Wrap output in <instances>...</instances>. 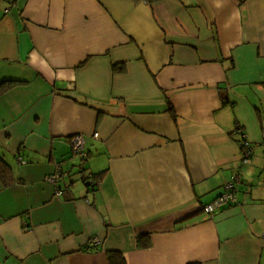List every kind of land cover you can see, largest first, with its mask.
Listing matches in <instances>:
<instances>
[{
	"label": "crops",
	"instance_id": "1",
	"mask_svg": "<svg viewBox=\"0 0 264 264\" xmlns=\"http://www.w3.org/2000/svg\"><path fill=\"white\" fill-rule=\"evenodd\" d=\"M5 80L0 264H264V0H0Z\"/></svg>",
	"mask_w": 264,
	"mask_h": 264
},
{
	"label": "built area",
	"instance_id": "2",
	"mask_svg": "<svg viewBox=\"0 0 264 264\" xmlns=\"http://www.w3.org/2000/svg\"><path fill=\"white\" fill-rule=\"evenodd\" d=\"M93 136H97L96 133L93 134ZM240 154H241V164H246L251 156L252 148L249 143V141L246 138V135L244 133H241L240 135ZM69 142L72 147V151L75 155L79 157H84V136L82 134H74L69 138ZM61 179V174L57 170L55 173L51 175L45 176V181L51 184H56ZM89 184H92V180L89 179ZM241 183V175L240 173L236 172L234 173L231 178L222 186L221 192L210 202L205 203L201 210L206 215H212L215 211H217L219 208L231 205L236 202V192H237V186ZM60 190L55 185V193L59 194ZM100 239L98 237H93L90 241L91 245L98 244Z\"/></svg>",
	"mask_w": 264,
	"mask_h": 264
},
{
	"label": "trees",
	"instance_id": "3",
	"mask_svg": "<svg viewBox=\"0 0 264 264\" xmlns=\"http://www.w3.org/2000/svg\"><path fill=\"white\" fill-rule=\"evenodd\" d=\"M149 3H155L160 0H146ZM114 69V68H113ZM22 84L17 80H5L0 83V92H6L16 85ZM89 179L92 180V184H89ZM0 180L3 186H9L13 184L17 179L13 176L11 167L0 157ZM101 180V173L92 174L84 178L86 185L98 186ZM107 257L110 264H126L124 257L117 251H109Z\"/></svg>",
	"mask_w": 264,
	"mask_h": 264
}]
</instances>
